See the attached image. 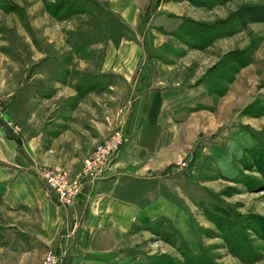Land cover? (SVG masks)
Wrapping results in <instances>:
<instances>
[{
	"label": "rangeland",
	"instance_id": "rangeland-1",
	"mask_svg": "<svg viewBox=\"0 0 264 264\" xmlns=\"http://www.w3.org/2000/svg\"><path fill=\"white\" fill-rule=\"evenodd\" d=\"M123 1L0 0L1 127L62 190L76 182L70 208L80 201L87 212L83 182H97L111 171L149 91L164 85L167 101L183 102L191 120L178 127L168 123L172 144L165 173L121 178L119 196L145 207L139 224L117 238L103 232L102 254L116 257V264H264V21L248 20L247 14L264 11V0H193L211 6L128 0L129 7ZM127 11L131 19L139 16L137 24L121 21ZM122 38L130 42L121 53L136 60L135 94L121 85L101 100H89L107 107L101 118L89 116L84 106L70 111L87 92L73 77L100 70ZM176 89L182 91L173 94ZM151 95L154 118L161 100ZM59 118L65 119L62 127L55 126ZM174 133L191 147L176 142ZM109 137L123 139L122 146L103 170L84 175L83 169H96L93 159ZM152 198L167 200L165 207L156 204L155 214L146 207ZM3 213L1 208V220ZM3 230L0 221V246Z\"/></svg>",
	"mask_w": 264,
	"mask_h": 264
},
{
	"label": "crops",
	"instance_id": "crops-1",
	"mask_svg": "<svg viewBox=\"0 0 264 264\" xmlns=\"http://www.w3.org/2000/svg\"><path fill=\"white\" fill-rule=\"evenodd\" d=\"M141 1L143 0L138 2ZM132 2L127 0L122 3L123 6L129 7L133 6ZM111 11L117 15V10L111 9ZM128 11L127 14L120 15L121 21L128 25L137 24L139 16L137 18L135 15L131 19ZM129 42L122 38L117 45L119 49L116 55H106L100 70L89 73L77 72L73 77L75 79L73 84L77 88L83 84L87 92L83 100L71 103L68 107L70 111L76 113L81 106H84L91 111L88 113L89 116L99 113L101 118L103 116L101 109L105 110L107 107L99 103H87L89 100H101V95H106L112 89L117 90L121 85H126L129 93L135 94L138 83H136L134 65L131 64L135 57L134 55L125 57L124 53H121L123 51L121 48ZM111 68L113 69L109 70ZM156 78L159 83L160 77ZM153 86L156 87L149 91L144 111L139 113L137 118L132 119V125L127 132L129 141L115 157L111 171L97 182L88 180L83 182V188L87 190L89 199L87 212L80 201H76L70 209L59 206L55 196L45 189L43 180L37 174V166L29 163L22 147L18 148L0 125V209L4 210L2 220L0 219L4 229L3 246H0V250L3 251V256H0L1 264H41L43 253L47 248H52L57 253L58 264H116V257L102 254L105 251L101 247L103 232L112 231L117 238L125 228L132 229L135 223L141 221V207H145L119 196L118 193L123 189L121 178L123 179L124 174H131L128 176L132 178L145 175L154 178L165 173L170 164L172 144V131H169L168 123L178 127L191 120L187 112L182 109L183 102L178 99L167 101L168 90L165 86L155 84ZM73 90L76 91L75 88ZM181 91L176 89L172 93L177 94ZM157 93L161 101L157 102L158 112L154 114V118H151L149 114L153 96L151 94ZM95 121V123L99 122ZM67 122H70L69 117ZM56 123L62 127L65 119H56L55 126ZM84 124L86 125V122ZM83 129L85 130L86 126ZM59 135L60 133L55 139ZM173 135L176 142L191 147L192 143L187 141L189 139L176 133ZM33 142L31 141L32 145ZM144 152L146 157L143 159L141 153ZM129 162L132 165L128 164ZM135 164L139 167L142 165V170H137ZM123 167L127 168V172ZM156 201L152 198L147 203L148 213L155 214L156 204L162 202L165 207L164 202L167 200L163 198L161 201Z\"/></svg>",
	"mask_w": 264,
	"mask_h": 264
},
{
	"label": "built area",
	"instance_id": "built-area-1",
	"mask_svg": "<svg viewBox=\"0 0 264 264\" xmlns=\"http://www.w3.org/2000/svg\"><path fill=\"white\" fill-rule=\"evenodd\" d=\"M119 135V134H118ZM123 139H119L117 141H114L111 137L108 138L107 144L103 145V150L99 154V156L96 159H93L92 164L96 167L95 170L89 171L88 169H83L84 175H91L94 173H98L101 170H103V165H108L110 161H112L114 155H116L117 151L123 144ZM37 174L41 177V179L46 184V189L52 193L59 206L62 208H70L71 204L68 202V198L70 196L71 190H74L76 187V182H72L68 185H70V188L67 190H62L61 187H59L55 181L52 179V177L46 173L41 172L39 168L36 169ZM58 262V255L57 253L48 248L44 252L43 260L41 264H57Z\"/></svg>",
	"mask_w": 264,
	"mask_h": 264
},
{
	"label": "trees",
	"instance_id": "trees-1",
	"mask_svg": "<svg viewBox=\"0 0 264 264\" xmlns=\"http://www.w3.org/2000/svg\"><path fill=\"white\" fill-rule=\"evenodd\" d=\"M190 2H191V0H190ZM192 2H193V0H192ZM195 5H199V6H211L210 4H204V3H202V4H198L197 2H193ZM192 3V4H193ZM68 9H69V7H68ZM67 9V10H68ZM61 10H63V6H62V4H61V6H57V8H55V13H57V12H59V11H61ZM252 10H254V11H252L251 13H247L248 15H249V17H248V20H252V21H255V20H262V21H264V11L263 10H258V9H252ZM69 15V13L67 14H65V16H68ZM244 14H239V15H237V18L236 17H234L236 20H238V18H241V17H244L243 16ZM257 15V16H256ZM234 18H232L233 20H234ZM250 18V19H249ZM247 22V20L245 19H242V24H245ZM184 36L185 37H188V35H187V33H185L184 34ZM157 107H158V104H157ZM158 112V108H153V112L152 113H154L155 115H156V113Z\"/></svg>",
	"mask_w": 264,
	"mask_h": 264
}]
</instances>
